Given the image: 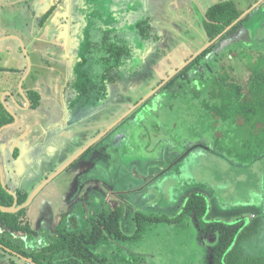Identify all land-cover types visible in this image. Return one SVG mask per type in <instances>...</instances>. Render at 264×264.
Masks as SVG:
<instances>
[{"label": "rangeland", "instance_id": "374dc122", "mask_svg": "<svg viewBox=\"0 0 264 264\" xmlns=\"http://www.w3.org/2000/svg\"><path fill=\"white\" fill-rule=\"evenodd\" d=\"M71 4L73 5L71 7L72 22H69L70 40L68 43V37H66L65 41L67 46H64V51L61 54V57H64L63 60H66L68 57L69 60L73 62L76 60L81 43L76 35L78 32L82 33L83 27L87 26V24L88 26L92 24L90 29L93 28L94 23L103 28L112 29L120 33L127 42L135 43L138 36L136 24L147 18L150 25L152 24L150 30H152L153 38L152 41L145 44V47L143 46L145 49L141 50L140 47L137 49L138 59L133 63H129L125 68L132 69L133 67L134 72L137 73L136 77L134 73L129 76L124 74V77L122 75V79H119L117 84L113 87L114 92H112V95L109 96L110 98L104 101L102 105L97 104V106L89 108L91 105L88 104L83 114L80 115L81 117H69L74 118L76 124L82 122L76 134H74L76 135V137H74L75 142H72V140L65 142L69 153L75 149L74 145L79 146L89 140L77 152L82 150L93 140L90 139V137L96 135L99 137L111 124L122 118V116L131 110L137 102V104H140V101L147 96L149 97L147 101H149L150 105L146 106L145 103L147 101H144L140 107L128 114L116 125L113 129L114 131H110L103 139V143L107 144L108 148L106 153L107 157L115 159L117 154L120 156L118 157V159L121 160L119 166L118 161L108 164L106 161L107 157L105 158L104 153L100 157L92 154L91 156L93 157L89 156L85 164L81 165V167H76L74 170L66 169L60 173L56 178L58 184L61 185H58L60 193L49 192L51 191L49 185L43 189L40 195L47 200L48 213L46 217L51 221L50 227L47 228L49 232L53 234L57 227L60 229L69 224L67 223V217L63 215V213L79 205L81 196L84 193H88L87 191L89 189L98 191L93 192V195L96 197L100 196L105 202L110 197H114L119 202L123 201L122 228L125 233L130 234L134 226L133 216L138 210L150 214L166 216H174L180 212L186 199V193H188L185 191L189 188L190 184L194 183L190 182L188 179L193 178L192 180L203 183L206 178L210 177L220 188H223L222 184L224 185L229 181L225 180V177L229 174L231 182L233 180L239 182H232L231 190H220L218 187L216 188V192H221L223 195H234L235 192H244V196H246L248 191L254 190V192H260V214L255 213V221L259 223L260 226L258 224L257 227H255L256 229L253 228L249 230L246 227L242 230L243 234L237 239L238 243L236 247L233 252L228 255V262L229 264L264 263V216L262 215V209L264 210V165L260 163V165H255L252 169L255 170V168H259L262 170L260 174L256 172V176L252 173H247L246 175L245 173L232 170L227 162L222 161L220 156L214 155L213 153H206L203 155L199 153V150H197L196 153H194L195 149L189 151L191 147L193 148L199 143L215 146L214 142L217 140V148L234 147L235 149L233 150L236 153L241 150V143L245 141L249 137V133H251L249 130L250 124L241 120V122L246 125L238 126L236 123L229 121H219L217 125V121L203 108V100L204 97L207 96V92L202 93L203 98H195L187 88H185V91L184 87L182 88L181 86L175 88L176 90L166 89L164 92L158 90L157 94H153V91L149 90L167 74L170 75L175 71L177 68V66L175 67L176 63L178 67L182 66L183 64L181 63L183 61H186L197 51L198 47H201V45L207 42V36L203 33L202 23L197 13L191 11L192 6L186 4L183 7L177 8V11L179 14H183L184 12L187 15V21L193 23V30H188L185 24L180 23L176 25V29L172 27L171 30H166L163 29L164 27L162 25L164 21L159 19V21L156 22L154 19H151L157 7L156 3L154 4L151 0H72ZM201 8L203 10L206 9L204 6ZM162 10L163 14L172 16L174 9L170 8L164 10L162 8ZM253 15L258 19L260 18V20L264 19L263 11L256 10ZM87 16L88 20L86 19ZM5 17V21L10 25V29L14 28L15 25H19L23 28L24 26L26 27L30 14L28 11L18 12L16 9L12 8L11 11L5 13ZM161 25L162 27L160 28ZM10 32L12 31L10 30ZM91 33L96 34L94 30H91ZM200 35L203 36L200 37ZM84 36L85 34H82V40ZM188 39H194V44L196 45L193 48L194 52L180 48ZM196 40H198V42ZM10 41L21 47L18 41ZM136 42L138 43V41ZM250 45H252V47L255 46L257 49L260 48V50L251 53L249 52L250 47H245L243 45L231 47L229 44V37L226 36L222 41L217 43L213 51H216L215 54L212 55L211 59L208 58L210 61L209 63L212 66L218 64L219 67L224 66L227 68L231 61L227 58L228 53L232 50L234 51L237 47H241L244 51L247 50L249 57L253 56V58H256L259 54H264V36L260 42L259 40L251 39ZM221 48L224 49V51H220L222 52L220 56L223 57L217 60L219 57L217 55V50ZM178 51H180L182 55L180 60L177 58L178 55H180L177 53ZM140 52L142 55H140ZM53 56L55 57V54H53ZM57 56L60 57V53H57ZM20 57L27 68V60L22 49ZM243 57H245V55H242V58ZM29 58L30 61L31 58L34 60V55L29 54ZM4 59L6 62L10 61L11 64L13 63L11 60H8L6 56H4ZM240 60L242 61L237 60V62H239V67H236V69L234 68V70H227V73L230 75L229 80L237 82L244 92L246 91L247 81L250 76V68L245 67V65L248 64V60ZM234 61L235 60H232L231 62ZM254 62L255 61H252V63ZM214 70L216 71V68H214ZM224 71L226 70L222 69L220 73H224ZM62 78L66 80L64 82L71 83L72 81H69V77L66 76H62ZM16 80L17 76L14 75V73L11 74L3 70L0 71V90L4 88V83L16 82ZM211 80L212 79L209 81ZM212 81L210 83H212ZM26 83L27 80L25 81V84ZM59 83L60 82H56L55 85H59ZM69 83L65 86L63 84V88L65 89V91H63L64 94L71 93ZM201 83L202 82H200V85ZM2 85L4 86L2 87ZM200 85L199 83H194L191 87L194 88L197 86L198 90H200ZM17 90V93H20L19 87ZM24 90L23 88V91ZM11 92L16 94L14 90ZM150 94L153 95L150 96ZM15 96L18 97L17 94L14 95V101L18 103L15 100ZM2 97L3 94L0 96L1 103H3ZM14 101L13 103L16 104ZM155 102L156 105H154ZM7 104L11 105V103L7 102V107ZM56 104V100L51 99L50 96L47 97L43 95V98H40L38 111L45 113V115L49 116L51 119L52 114L56 116L53 118H58V114L56 115L54 113ZM16 106L19 107L17 104ZM124 109L127 110L125 113H122ZM17 113L21 118L25 114L21 109H19ZM225 128H230V130L225 131ZM117 132H125L120 143L114 144L109 142ZM187 147H189L188 151ZM263 149L262 147L261 150ZM77 152H75L74 155L77 154ZM186 152H189L188 161L184 158L182 162L180 161V163H178L179 165L177 164L178 166H176L172 172L163 175V170ZM55 155L56 158L60 160L68 154L65 153L61 156L56 152ZM58 155L59 157H57ZM222 155H224L223 157L226 159L231 158L228 157L227 152ZM96 157L100 160L98 163L95 161L93 165L92 161H94ZM70 158H72V156ZM52 164L53 163L45 164L43 169L50 170L53 167ZM78 165L79 164L76 166ZM85 168H87V178H90L86 184L82 181H78V175L75 173V171H82V174H86L83 171ZM96 169L98 170L96 171ZM30 170H32V167L28 168V171L24 173L20 186L23 189L26 188L28 192L36 182V180H31L30 176L27 177V173ZM5 176L6 184L8 187H12L6 172ZM253 178L258 181V185L255 184V186H257L255 188L251 185L248 186L249 183H252ZM33 191L34 190H32V192ZM32 192L29 193V196ZM92 202L94 203V199H92ZM98 204L99 206H95V208H99L102 205V201L100 200ZM33 210L34 205L32 203L30 207L27 208V214L30 216L32 226L37 232L41 227L39 223H37L40 217L39 213L36 214V212H33V214H31ZM80 210L81 209H79L74 216L77 214L79 217L82 216L79 212ZM41 214L42 213H40V216ZM229 219L231 220L229 223L241 220V218L237 219L232 213L229 214ZM244 221L247 223L248 218H244ZM198 234L201 236L195 226L194 220L190 216H187L183 220L175 221L174 223L160 221L151 224L146 230L142 240L137 243L119 242L118 244L113 243L107 246L98 245L95 253L102 256H113L114 251L116 249L119 251L121 247L124 250L123 256L125 255L128 257V255H130L129 253L135 254L142 258L144 264H202L204 263L203 258H205L207 248L199 244ZM35 236H38V234L36 233ZM0 264L30 263L22 259L20 255L10 253L0 246Z\"/></svg>", "mask_w": 264, "mask_h": 264}, {"label": "trees", "instance_id": "16d2710c", "mask_svg": "<svg viewBox=\"0 0 264 264\" xmlns=\"http://www.w3.org/2000/svg\"><path fill=\"white\" fill-rule=\"evenodd\" d=\"M55 8L56 5L43 15L39 23L40 27L44 26ZM241 14L242 12L232 2H223L209 7L203 19V27L207 37L210 40L215 39ZM86 19L88 20V16ZM247 22L248 19L246 18L238 21L216 42L222 41L226 36L229 37L232 32L242 30L241 27L245 26ZM90 26L92 24L83 27L82 34H85V36L77 67L75 88L79 93L87 95V102H84L94 107L106 99V85L118 77L120 68H126L129 63L137 58L139 41L140 43L152 41L153 34L150 30L152 24L150 25L147 18L136 24L138 32L136 41L138 43L136 41L135 43H129L120 33L109 28H103L98 24L95 25L94 23L91 29ZM91 30H94L96 34L91 33ZM217 43L207 48L168 81L161 91L171 90L174 86L179 87L178 85L182 84H180V81H186L181 87L187 88L195 98H203L202 93H208L204 97L203 108L210 113L218 124L219 121L236 123L241 120L250 124L249 130L251 133L241 143V150L236 153L233 150L234 147L217 148V140L214 142L215 146L199 143L189 149L190 151L203 147L217 155L227 152L228 157H231L230 159L242 161L241 164H247L258 156V152L264 153V149L261 150L262 147L264 148V54H259L254 63H252L253 56H246L248 64L245 67L250 68V76L246 91L243 92L237 82L229 80L230 75L227 70H234V67L231 65H228L227 68L224 66L219 67L218 64L210 65L209 53L214 51ZM221 54L222 52H217L219 56L217 60L223 57L220 56ZM236 67H239V64H236ZM214 68H216V71ZM222 69L226 71L220 73ZM2 70L7 72L17 71L0 67V71ZM195 71L197 73L194 74ZM23 73L24 71L21 75ZM210 79L213 80H211L212 83H210ZM199 81L202 82L201 85ZM194 83H199L200 90L197 86L191 87ZM23 88L26 89V96L30 100L31 108H37L40 105V94L27 89V83L25 84V82ZM148 103L149 101L145 105H150ZM154 105H156V102ZM78 112L80 111L70 109L71 114ZM2 113L5 115H3V119H0V127L12 121L0 102V115ZM224 130L228 131L230 128ZM188 155L189 152H186L183 156L174 160L171 165L175 166ZM28 196L29 192H18V206L24 204ZM13 202L14 197L2 187L0 182V205L10 207ZM106 202L108 204L98 214L99 224L97 220L90 224L87 222L85 228L81 231L78 230L79 232L76 229L70 230L64 227L60 229L58 227L55 234H49L42 230L38 239L35 237L36 231L32 226L30 216L27 214V208L14 214L0 212V246L9 249L13 254L30 259L34 264H144L142 258L135 254L129 253L128 257L123 256L124 250L121 247L119 251L117 249L114 251L113 256H102L95 253V250L98 245L107 246L119 242L137 243L142 240L151 224L160 221L174 223L190 216L201 236L211 235L215 238V243L211 246L212 264H225L224 260L230 248L243 234L242 230L246 225L242 219L234 223L208 221L206 218L209 210L208 200L202 193L193 191L187 195L182 209L174 216L155 215L141 210L136 211L133 216V231L127 234L122 228V205L114 197L108 198ZM255 227L254 224L247 228L250 230Z\"/></svg>", "mask_w": 264, "mask_h": 264}, {"label": "crops", "instance_id": "0c3cea01", "mask_svg": "<svg viewBox=\"0 0 264 264\" xmlns=\"http://www.w3.org/2000/svg\"><path fill=\"white\" fill-rule=\"evenodd\" d=\"M151 1L154 4L156 3L157 5L156 10L154 11L151 19L152 20L154 19V21L156 22H158L159 19L164 21L162 25L164 27L163 29L166 30H171L172 27L176 29L177 27L176 25L179 23L185 24L188 30L189 29L193 30V23L187 21V15L184 12L183 14H179V12L177 11V8L183 7L186 4H190L192 6L191 11L197 13L198 18L202 23V27H203V19L206 10L213 5L223 2H232L233 4H235L238 10L242 12V14L246 13L245 15H247L249 13L253 15L256 10H260L263 11V16H264V0H151ZM71 3L72 0H0V67L17 70V71L9 72L11 74L14 73V75L17 76L16 82L12 81L9 83H4L5 86L2 85V87L4 86V88L0 90V96L2 94L7 96H9V94L15 95L11 91L14 90L16 93V90L19 85V81L26 71V66H25L26 64L24 65L20 57L21 47L15 45L13 42L10 41V40L13 41H17V40L15 39L4 40L5 37L10 35L17 36L18 38H20V40H22V42L24 43L28 51V54L34 55V60H32L31 58L30 73L26 78L27 88L40 92L41 98H43V95L49 96L50 93H53V88H55L54 86L57 85H55V82L52 79L55 76L51 75V70L49 67L50 66L53 67V65L50 64V61L51 62L56 61V57H54L53 54H55L59 46L62 45L67 46L65 40L66 37L70 35L69 22L70 23L72 22L71 7L73 4ZM55 5L56 8L53 11V13L47 19L44 26L40 27L39 23L43 15L46 12H48V10L51 9V7ZM203 6L204 8L206 7L205 10L201 8ZM12 8L16 9L18 12L19 11L29 12L30 18H28L27 20L26 27L24 26L22 28L19 25H15L14 28L10 29V25L8 24V22L5 21L6 19L5 13L7 11H11ZM162 8L164 10L173 8L174 10L172 12V16L163 14ZM261 23L264 25V19L260 20V18L258 19L257 17L254 16V18L252 19L249 18L248 22L245 25H249L253 27V25L255 24L258 25L255 27L264 30V27L261 25ZM162 25L160 26V28L162 27ZM7 30L9 31V33ZM10 30L12 32H10ZM203 33L204 35H206L204 27H203ZM201 36L203 35H200V37ZM196 41L198 42V40ZM139 44L141 47L146 46L145 45L146 43L142 44L140 43V41ZM194 46H196L194 44V39H188L184 42V45L180 46V48L189 50L190 52H194L193 50ZM202 46H204V44L201 45V47ZM201 47H198L197 50ZM177 53L180 54L181 52L178 51ZM4 56L8 57V60H11L13 63L11 64L10 61L6 62ZM63 58H57V60H61V62L66 63V61H68L69 59V57L66 60H63ZM177 58H179L180 60L182 58V55L181 54L178 55ZM176 66L178 68L177 63L175 64V67ZM23 71L24 73L21 75ZM40 71L42 72L43 75H40ZM37 76H41V80L39 81L40 83L35 82V78ZM42 76L43 77L45 76L46 79L42 78ZM42 81L43 82L45 81L47 88L44 89L42 87L43 84ZM126 110L127 109H124L122 113H125ZM73 121L74 118L65 119L64 116L51 119L49 116L45 115V113L39 111H36L33 114L25 113L23 115L21 121L22 123L20 125L16 126L15 129L10 133L7 131L5 132L7 133L6 134L7 141L5 139L0 141V150L1 151L4 150V144H5L6 149L4 152L6 153L8 158V159L6 158L7 161L1 160V165L3 164L4 171L8 172L7 170L11 171V169H13L14 171L15 169L16 176L22 178L24 173L28 171V168L31 167V163L33 159H36V157H40V159L42 160V158L45 156V152H50L51 156L53 154H56V152H59L60 146L66 144L65 142L70 140V138H72L74 135L73 129L76 126H74V124L72 123ZM236 124L238 126L245 125L241 121L236 122ZM124 134L125 132L118 133L119 136L118 135L114 136L112 139V143L117 144L116 137H120ZM90 139L94 140L95 138L93 136L90 137ZM87 141H85V143ZM3 142L4 144H2ZM14 147H16V149L18 150L17 153H19V157L17 158H14L13 151H11V149H13ZM103 147H105L104 150L108 149L107 146L104 144L103 146L98 147L97 150L101 151ZM197 150H199V153L203 155L206 153H213L211 151L204 149L203 147L196 148L194 150V153H196ZM1 151H0V155L2 154ZM213 154L217 155L215 153ZM188 156L185 158V160L187 161L189 158ZM217 156H220V159L222 161L227 162L232 170H235L237 172L239 171V173H245L246 175L247 173H252L254 176H256L255 174L256 172L260 174L262 170H260L259 168H255V170L252 169L255 165H260V163L264 165V153L262 154L261 152H258V156L252 162L247 164H241L240 162L242 161H238L235 159H230V158L226 159L223 157L224 155H217ZM118 157L120 156L117 154L115 159L107 158L106 161L108 164L114 161L116 162L118 161V166H119L121 160L118 159ZM56 162L57 163L55 164V166L51 168V172L52 171L54 172V170L58 169V167L61 168L63 161H56ZM178 165L177 164L175 166L169 165L163 170L164 172L163 175L169 174ZM48 173L49 171L44 170L43 168L40 170V176H39L40 178L36 179L35 185L29 191V193L35 189L34 187L37 186V184L41 180H43ZM192 179L193 178L188 179L190 180V182H194V183L190 184L189 188L185 191L188 192L186 193V197L190 192L193 191L202 193L203 195L206 196L209 204L207 220L210 221L221 220V222L229 223L231 221L229 219V214L232 213L237 219L241 218L242 220H244V218H248V222L246 223L244 228L253 226L254 224L257 227L259 223L255 221L256 219L255 213L260 214V192L257 191L254 192V190L250 192L248 191L246 196H244V192H235L234 195H230V194L223 195V193L221 192H216V188H218L219 185L216 182H213V180L210 177L206 178L203 183L200 182L198 183L197 180H192ZM225 180H229V181L224 185L222 184L223 188L219 187L220 190H231L232 182L234 181L239 182L237 180H233L231 182L229 174L225 177ZM255 184L258 185V181L253 178L252 183H249L248 186L251 185L254 186L255 188L257 187L255 186ZM24 191L28 192L27 189H24ZM94 192L96 191L94 190ZM46 202L47 200L45 197H43L42 195H38V197H36L32 202L34 205V210L32 211L31 214H33V212H36V214L39 213V217H40V213H43V210L48 209V205L46 204ZM119 204H121L123 207V201H120ZM262 213H263L262 215L264 216L263 209H262ZM198 240L200 245H204L205 248H207V253H205V258H203L204 263L202 264H212L211 246L215 243V238L211 235L200 236L198 234ZM237 243L238 242H235L230 248L229 253L226 256V259L224 260L225 264H229L228 255L233 252Z\"/></svg>", "mask_w": 264, "mask_h": 264}, {"label": "flooded vegetation", "instance_id": "af4514ba", "mask_svg": "<svg viewBox=\"0 0 264 264\" xmlns=\"http://www.w3.org/2000/svg\"><path fill=\"white\" fill-rule=\"evenodd\" d=\"M256 17V16H255ZM248 19L249 20V18H254V16L252 15V14H247V15H245L244 16V18L243 19ZM261 25L264 27V25L261 23ZM260 25V26H261ZM84 26V25H83ZM82 26V27H83ZM255 26H258V25H253V27L252 26H249V25H245V26H242L241 27V29L242 30H237L236 32H232V34H230V36H229V44H230V46L232 47V46H241V45H243V46H245V47H250V49H249V52H255V51H259L260 50V48L259 49H257V48H255V46H253L252 47V45H250V40L251 39H254V40H259V42H260V40L262 39V37L264 36V30H262L261 28L259 29L258 27H255ZM76 36H78V38H79V42H81L80 43V48H79V54H78V57L76 58V60L73 62L72 60H69L68 59V61H66V63H64V62H61V60H57V58H62L61 57V54L63 53V46L64 45H62V46H59L58 48H57V51L55 52V57H57L56 58V61L55 62H51L50 61V64H52L53 65V67L52 66H50L49 68H50V70H51V75H54L55 77L54 78H52L53 80H54V82H55V84H56V82H60L59 83V85H57V86H54L55 88H54V93H50L49 94V96L51 97V99H53V100H56L57 101V104L55 105V110H54V113L57 115L58 114V116L59 117H61V116H64V118L65 119H67V118H69V117H74V118H78V117H81L80 115H82L83 114V111L85 110V108H86V106H87V99H88V96L87 95H83V94H81V93H79L77 90H76V88H75V84H76V81H77V79H76V76H77V73H78V69H77V67H78V64H79V59H80V56H81V52H82V49H83V44H82V42H83V40H82V33H80V32H78L77 33V35ZM69 37H70V35L68 36V38H67V40H68V43H69ZM240 37V38H239ZM238 38V39H237ZM207 42L205 43V44H207L208 42H210V41H212V40H210L208 37H207ZM215 43H217V42H214L213 44H215ZM143 44V43H142ZM204 44V45H205ZM213 44H211L209 47H211ZM140 48H141V50L142 49H145V48H143V47H141V46H139ZM208 47V48H209ZM200 49V48H199ZM236 49H240V50H236ZM236 49H234V51L232 50V51H230V53H228V56H227V58L229 59V60H235L234 62H231L230 61V65L232 66V67H234L235 69H236V64H239V62H237V60H239V61H242V60H240V59H245L246 60V56L248 55V53H247V50L246 51H244V50H242V48L241 47H237ZM220 52V51H224V49L223 48H221V49H219V50H217V52ZM197 52V51H196ZM195 52V53H196ZM216 52V51H215ZM215 52H211V53H209V59H211V57H212V55H214L215 54ZM57 53H60V57H58L57 56ZM194 53V54H195ZM194 54H192L191 55V57L194 55ZM59 55V54H58ZM140 55H142V53L140 52ZM242 55L244 56L245 55V57H243L242 58ZM190 58V57H189ZM188 58V59H189ZM257 58V57H256ZM256 58H253L252 60L253 61H255V59ZM136 59H138V57L136 58ZM135 59V60H136ZM187 59V60H188ZM135 60H133L131 63H133ZM244 60V61H245ZM185 61H183L181 64H183ZM57 66H60V67H57ZM124 68V69H123ZM184 69V68H183ZM182 69V70H183ZM71 70V71H70ZM122 70V71H121ZM181 70V71H182ZM120 72L118 73V77H116V79L114 80V81H112L111 83H107V96H106V99L104 100V101H106L108 98H110L109 96H111L112 95V92H114V89H113V87L115 86V84H117V82H118V80L120 79H122L121 78V76L123 75V77H124V74L126 75V76H129V75H131L132 73H134L135 75V77H136V72H134V70H133V67H132V69L131 70H127V69H125V67H122V68H120V70H119ZM123 72V73H122ZM194 74L195 73H197L196 71L195 72H193ZM40 75H43L42 74V72L40 71ZM62 76H66V77H69V81H71V83H69V82H64V81H66L65 79H63L62 78ZM169 76V74H167L164 78H162L156 85H154L151 89H149V90H151V91H154V90H156L157 88V90L156 91H154L153 92V94H157V92H158V90H162L164 87H165V85L168 83H165L164 85H162L161 87H160V85L164 82V80L167 78ZM42 78H44V79H46V77L44 76H42ZM41 80V76H37L36 78H35V82L36 83H38L39 81ZM195 81V80H194ZM43 82V81H42ZM41 82V83H42ZM184 82H186V81H180V84L182 83H184ZM197 82V81H196ZM40 83V82H39ZM67 83H69V86H70V90H71V93L70 94H64L63 93V91H65V89L63 88V84H64V86L65 85H67ZM181 84V85H182ZM181 85H178L179 87L181 86ZM42 87L45 89V88H47V85H46V83H45V81L43 82V84H42ZM116 88H117V85H116ZM175 88H178V87H176V86H174V90H176ZM28 89V88H27ZM26 91V90H25ZM24 91V92H25ZM35 91V90H34ZM36 92H38V91H36ZM39 94H40V92H38ZM16 94H17V96L18 97H16L15 96V100L18 102V103H16L15 101H14V98H12L11 96H7V95H3L4 96V102L5 103H7V102H9V103H11V105H9V104H7L8 105V107L12 110V112L16 115V117H17V122H15V119H14V117H13V115L12 114H10L7 110H6V108H5V110L7 111V113H8V115L12 118V121L11 122H9V123H6V124H3L1 127H0V130H1V128L2 127H4L5 125H10V124H13V125H10L9 127H7L6 129H4V130H2L1 132H0V141H2L3 139H5L6 141H7V136H6V134L7 133H5L6 132V130H7V132H12L14 129H15V127L16 126H18V125H20L22 122V118L18 115V111H19V109H21L22 111H24L25 113H28V114H33V113H35L36 111H38V107L37 108H31V104L27 107V103H26V101H25V99L23 98V96L20 94V93H17V90H16ZM15 94V95H16ZM152 94V95H153ZM25 95H26V92H25ZM40 96H41V94H40ZM49 96H47V97H49ZM94 96V95H93ZM13 97H14V95H13ZM27 97V96H26ZM142 98V97H141ZM2 99H3V97H2ZM27 99H28V97H27ZM148 100V99H147ZM147 100H145V101H147ZM0 101H1V99H0ZM13 101L16 103V104H18L19 105V107H17L16 106V104H14L13 103ZM28 101H29V103H30V100L28 99ZM84 101H86V102H84ZM104 101H102V102H99L98 104H103V102ZM138 103V102H137ZM137 103H136V105H137ZM3 104V103H2ZM143 104V103H142ZM152 104V103H151ZM153 105V104H152ZM141 105H139L138 107H140ZM93 106H91V107H89V108H92ZM19 108V109H18ZM70 109L71 110H77V111H80V112H78V113H76V114H71L70 113ZM137 109V108H136ZM3 115H5L4 113H2V115H0V119H3ZM53 117H56V116H54V114H52V119H55V118H53ZM58 117V118H59ZM73 124H74V126H76L73 130H74V134H76V131L78 130V128H79V126H80V124L82 123H78V124H76V120L74 119V121L72 122ZM115 128V127H114ZM113 128V129H114ZM112 129V130H113ZM111 130V131H112ZM114 131V130H113ZM110 132V131H109ZM108 132V133H109ZM108 133L105 135V136H103L97 143H95V144H93L91 147H89L84 153H82L74 162H72L70 165H68L64 170H66V169H71V170H74L76 167H81V165H84L85 164V162H86V160H87V158H89V156H91L92 154L94 155V153H95V150H96V153H95V156L96 155H98L99 157L104 153L105 154V158L107 157V151H108V149H105L104 150V148L105 147H103V149L100 151H98L97 150V148L98 147H100V146H103L104 145V138L108 135ZM118 133H120V132H117V134L116 135H118ZM115 135V136H116ZM119 136V135H118ZM123 136V135H122ZM122 136H120V137H116V143L118 144L119 143V141L120 140H122ZM74 137H76V135H73V137L72 138H70V140H72V142H75V138ZM98 136L96 135V136H94V138H97ZM114 137V136H113ZM113 137H112V139H113ZM112 139H111V141H109V142H111L112 143ZM107 141V140H106ZM88 142V141H87ZM7 143V142H6ZM103 143V144H102ZM2 144H4V142L2 143ZM72 144H74V143H72ZM86 144V143H85ZM85 144H82V145H79V146H75L74 145V147H75V149L74 150H72L70 153H71V155H70V153H69V150H68V147H67V144H64V145H61L60 146V151L58 152V154L59 155H61L62 156V154H65V153H67L68 155H66L63 159H60V160H58L57 158H56V155L54 154V155H52L51 156V154H50V152H45V156L42 158V160L40 159V157H36V159H33L32 160V163H31V167H32V170L30 171V172H28L27 173V177H29L30 176V178H31V180H36V179H38V178H40L39 176H40V170L42 169V168H44V165L45 164H48V163H53L52 164V166H55V164L57 163L56 161H63V163H62V166L61 167H63L67 162H69L70 160H71V156L73 157L74 156V153L75 152H77L79 149H81ZM115 144V143H114ZM88 145V144H87ZM106 146H107V144H105ZM5 149H6V146H5V144H4V150L3 151H1V155H0V164H1V160H3V161H7L6 160V158H7V155H6V153L4 152L5 151ZM89 150H91L90 152H89ZM11 151H13V156H14V158H17V157H19V153H17L18 152V150L16 149V147H14L13 149H11ZM98 151V152H97ZM78 153V152H77ZM59 155L57 156V157H59ZM91 157H93V156H91ZM70 158V159H69ZM108 158V157H107ZM106 158V159H107ZM8 159V158H7ZM99 158L98 157H96L95 158V160L94 161H92V163H93V165L95 164V161L96 162H99ZM91 161V160H90ZM77 164H79L78 166H76ZM2 166V169H3V171H4V168H3V164L1 165ZM95 167V166H94ZM7 169V168H6ZM60 169V167H58V169L57 170H59ZM87 168H85L83 171L86 173L87 172V170H86ZM56 169L54 170V172L52 171L51 172V169L50 170H47V171H49V173L46 175V177L43 179V180H45V179H47L49 176H51L52 174H54L56 171H57ZM63 170V171H64ZM98 169H96V171H97ZM8 172H6V175H7V178H8V180L11 182V184H12V187H8V185L6 184V180H5V178H6V176H5V171L3 172V178H4V185H5V187L6 188H4V186L2 185V183H1V185H2V187L7 191V189L8 190H10V191H13V192H17V195H18V192H26V191H24V189H26V188H21L20 186H21V184H22V178H20V177H17L16 176V174H15V169H14V171H13V169H11V171H9V170H7ZM62 171V172H63ZM61 172V173H62ZM11 173V174H10ZM75 173L78 175L77 176V179H78V181H82L84 184H86V183H88V180H90V178H87L88 177V173H86V174H82L83 172L82 171H75ZM60 174H58V176H59ZM57 176V177H58ZM56 177V178H57ZM56 178H54L48 185L50 186V188H51V191H49V192H58V191H60V189L58 188V185H60V184H58V182L56 181ZM43 180H41L40 182H39V185L41 184V182L43 181ZM56 181V182H55ZM0 182H1V179H0ZM38 184H37V187L39 186ZM47 185V186H48ZM46 186V187H47ZM61 186V185H60ZM36 186L34 187L35 189L37 188ZM46 187H44L43 189H45ZM33 188V187H32ZM57 188V189H56ZM34 189V190H35ZM43 189H42V191H43ZM41 191V192H42ZM40 192V193H41ZM88 193H84L82 196H81V202H80V204L79 205H77V206H75L74 208H72L71 210H69L68 212H66V213H63V215H65L66 217H67V223H69L67 226H65L64 228H66V229H70V230H74V229H76L77 231L78 230H83L84 228H85V225L87 224V222L90 224V223H93L94 221H96L97 220V222H98V224H99V212L105 207V205L106 204H108L107 202H105L104 201V199L103 198H101L100 196H95V195H93V192H94V190H88L87 191ZM89 192H91V193H89ZM96 192H98V191H96ZM40 193L38 194V195H40ZM60 193V192H59ZM38 195L36 196V197H38ZM93 196H95V197H93ZM93 197V198H92ZM99 197V198H98ZM92 199H94V203L92 202ZM102 201V205L99 207V208H95V206H99V204H98V202L99 201ZM98 204V205H97ZM79 209H81L79 212L82 214V216H80L79 217V215L77 214V215H75L74 216V214L78 211ZM78 212V213H79ZM47 213H48V211L47 210H43V213L41 214V216H40V219L38 220V222L37 223H39V225L41 226L40 228H39V230L36 232L37 234H38V236H35L36 237V239H38L39 238V234H40V232L42 231V230H44L45 232H48L49 234H52V232H49V230L47 229L48 227H50V223H51V221L49 220V218L47 219V217H46V215H47ZM58 228V227H57ZM57 230V229H56ZM55 230V231H56ZM79 232V231H78ZM55 233V232H54ZM53 233V234H54Z\"/></svg>", "mask_w": 264, "mask_h": 264}, {"label": "water", "instance_id": "95a60500", "mask_svg": "<svg viewBox=\"0 0 264 264\" xmlns=\"http://www.w3.org/2000/svg\"><path fill=\"white\" fill-rule=\"evenodd\" d=\"M246 14V13H245ZM245 14H242L237 20H235L230 26H228L219 36H217L215 39H213L212 41L208 42L207 44H205L204 46H202L200 49L197 50V52L190 57L188 60H186L182 66L178 67L175 71H173L165 80L164 82L160 85V87L162 85H164L165 83H167L168 81H170L174 76H176L183 68H185L187 65H189L194 59H196L201 53H203L211 44H213L214 42H216L223 34H225L233 25H235L240 19H242ZM8 39H15L17 40L20 45H21V49L24 52V55L26 57L27 60V68H26V72L25 74L22 76V78L19 81V90L21 95L23 96V98L25 99L26 103H27V107L30 105L24 91H23V85L24 82L26 80V78L28 77L30 70H31V61L29 58V54L28 51L24 45V43L22 42V40H20V38H18L17 36H7L4 38V40H8ZM158 89V88H157ZM156 89V90H157ZM154 90V91H156ZM153 91V92H154ZM152 94H150L151 96ZM9 96H11L13 98V96L11 94H9ZM149 97H145L142 101H140V104L135 105L131 110H129L126 114H124L122 116V118L118 119L116 122H114L113 124H111L105 131L104 133H102L98 138H95L94 140H92L88 145H86L82 150H80L77 154H75L71 160L69 162H67L63 167H61L59 170H57L54 174H52L51 176H49L47 179L43 180L41 182V184L32 192V194L28 197V199L26 200V202L22 205L18 206V195L17 192H13L7 189V192L12 195L14 197V202L12 204V206L10 207H5V206H1L0 205V212L3 213H17L18 211H20L21 209L24 208H28L30 207V205L32 204V202L34 201V199L36 198V196L42 191V189L44 187H46L54 178H56L58 176V174H60L68 165H70L72 162H74L82 153H84L89 147H91L93 144L97 143L103 136H105L109 131H111L120 121H122L128 114H130L131 112H133L136 108H138L139 105H141L145 100H147ZM3 105L5 106L6 110L13 115L15 122H17V117L16 115L12 112V110L6 106V103L4 102V96L2 99ZM18 105V104H17ZM19 106V105H18ZM13 125V124H10ZM10 125H5L4 127L1 128L0 132L4 129H6L7 127H9ZM0 179H1V183L2 185L5 187L4 185V178H3V169L2 166L0 164ZM8 252L11 253V251L9 249H5ZM20 257L22 259H24L26 262L30 263V264H34L31 262L30 259L28 258H24L20 255Z\"/></svg>", "mask_w": 264, "mask_h": 264}, {"label": "clouds", "instance_id": "9594fccd", "mask_svg": "<svg viewBox=\"0 0 264 264\" xmlns=\"http://www.w3.org/2000/svg\"><path fill=\"white\" fill-rule=\"evenodd\" d=\"M25 93V92H24Z\"/></svg>", "mask_w": 264, "mask_h": 264}]
</instances>
